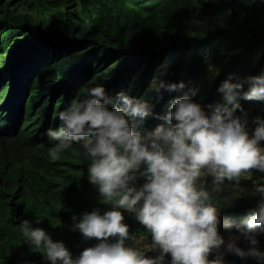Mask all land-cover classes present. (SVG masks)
I'll return each instance as SVG.
<instances>
[{"label": "trees", "instance_id": "trees-1", "mask_svg": "<svg viewBox=\"0 0 264 264\" xmlns=\"http://www.w3.org/2000/svg\"><path fill=\"white\" fill-rule=\"evenodd\" d=\"M164 58L166 65L158 69ZM262 73L264 0H0V264H50L24 240L19 225L25 220L63 243L73 259L98 243L71 230L73 216L78 223L82 214L113 210L89 182L83 142L73 143L58 160L48 154L56 141L47 131L60 126L58 113L85 99L88 89L99 85L111 96L123 92L152 105L153 115L134 129L143 135L165 125L175 99L186 95L211 113L226 103L219 91L224 82ZM179 83L184 88L174 92L161 87ZM237 102L242 111L235 115L246 117L251 137L253 120L264 119V101ZM203 179L208 183L201 186L210 188L212 178ZM145 182L140 178L136 186ZM255 184L264 185L240 177L242 190L252 193ZM233 186L226 181L224 191ZM211 202L220 212L219 234L226 232L227 219L237 235L259 203ZM118 210L135 236L126 245L134 248L139 239L152 245L135 214ZM257 240L262 246L264 233ZM141 252L160 255L154 248ZM223 262L259 264L227 254Z\"/></svg>", "mask_w": 264, "mask_h": 264}, {"label": "clouds", "instance_id": "clouds-1", "mask_svg": "<svg viewBox=\"0 0 264 264\" xmlns=\"http://www.w3.org/2000/svg\"><path fill=\"white\" fill-rule=\"evenodd\" d=\"M245 84L247 91H243ZM161 87L174 92L184 84ZM219 91L226 103L211 113L185 95L172 102L163 117L165 125L142 135L134 129L153 115L152 105L123 92L111 96L103 86L88 89L85 99L74 100L58 113L60 126L47 131L56 141L48 154L58 160L73 143L83 142L81 155L90 161L89 182L111 202L113 210L103 215L98 211L82 214L78 223V217H72V231H79L85 240L98 241L75 259L63 243L53 242L27 220L19 225L24 240L42 250L50 264H164L166 255L171 264H223L222 248L264 264L257 240L264 233V185H254L252 195L259 197V203L243 221L246 227L227 240L219 234L220 212L211 202L214 194L224 191L226 181L240 188L241 176H250L252 170L264 172V147L260 146L264 119L253 120L257 126L250 137L246 117L235 115L241 109L240 98L264 101V73L242 82L226 81ZM206 176L212 178L210 188L201 186L208 183L203 179ZM140 178L146 182L137 187ZM118 209L135 214L159 256L150 258L126 245L135 236L130 235ZM224 227L230 229L231 223L225 222ZM241 237L250 245L247 250L238 246ZM214 252L220 254L209 259Z\"/></svg>", "mask_w": 264, "mask_h": 264}, {"label": "rangeland", "instance_id": "rangeland-1", "mask_svg": "<svg viewBox=\"0 0 264 264\" xmlns=\"http://www.w3.org/2000/svg\"><path fill=\"white\" fill-rule=\"evenodd\" d=\"M166 62H167V58H164L162 61H160L156 64L157 68L163 69V67L166 65ZM245 178H247V179L255 178L258 181L264 183V177L263 176H260L258 174L252 173V172H251L250 176H245ZM212 198H214L217 202L222 203L223 205H229V206H242V205H246L249 203L259 202V197L253 196L252 193H250V191L247 190V188L246 189L244 188L242 190L241 188H235L234 186L231 187L230 190L223 191L219 195L214 194ZM223 220H224V224H225V222H229V220H227V219H223ZM232 223H234V222H232ZM223 229L226 232L224 234H220V235L225 240H227L229 235H237L234 233H230L231 228L225 229V227L223 226ZM238 246L244 250H247L250 247L248 242L245 241L242 237H241L240 241L238 242ZM134 248L141 251V249H150V248H154V247L146 239H139L135 242ZM258 248L260 251L264 252V244L262 246H258ZM220 253L227 254V255H234V254H231V253L224 251L223 248L220 250ZM248 258H251V257H248ZM251 259H253V258H251ZM253 260H255V259H253ZM255 261L258 262L257 260H255ZM164 264H171L170 255L168 257H166ZM223 264H237V263L223 262Z\"/></svg>", "mask_w": 264, "mask_h": 264}]
</instances>
